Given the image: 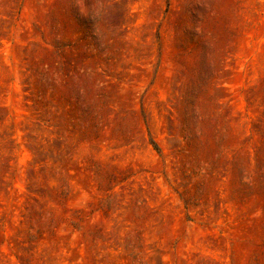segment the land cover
Masks as SVG:
<instances>
[{
  "label": "rangeland",
  "instance_id": "1",
  "mask_svg": "<svg viewBox=\"0 0 264 264\" xmlns=\"http://www.w3.org/2000/svg\"><path fill=\"white\" fill-rule=\"evenodd\" d=\"M0 264H264V0H0Z\"/></svg>",
  "mask_w": 264,
  "mask_h": 264
}]
</instances>
